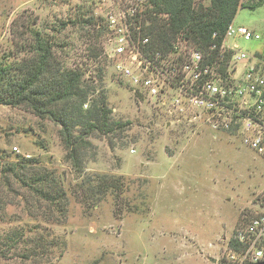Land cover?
I'll return each mask as SVG.
<instances>
[{"label": "rangeland", "instance_id": "1", "mask_svg": "<svg viewBox=\"0 0 264 264\" xmlns=\"http://www.w3.org/2000/svg\"><path fill=\"white\" fill-rule=\"evenodd\" d=\"M124 2L135 5L0 0V68L31 58L39 33L57 67L81 74L85 123L74 135L84 137L89 113L103 104L114 129L87 135L76 169L60 126L0 104V264H225L228 246L264 204V160L242 144L244 128L216 131L211 114L179 88L147 98L115 71L121 59L112 51L120 37L114 30L135 28L133 20L110 28L106 17L126 14ZM194 4L210 7L211 0ZM154 9L150 0L141 6L144 14ZM233 25L262 40L229 43L264 53V4L240 10ZM140 48L152 58L155 50Z\"/></svg>", "mask_w": 264, "mask_h": 264}, {"label": "built area", "instance_id": "2", "mask_svg": "<svg viewBox=\"0 0 264 264\" xmlns=\"http://www.w3.org/2000/svg\"><path fill=\"white\" fill-rule=\"evenodd\" d=\"M133 1L135 5L124 2L122 10L129 9L126 14L107 15L110 28H118L123 22L144 14L141 6L148 0ZM139 29L114 30L120 37L114 41L112 51L121 59L114 64L115 71L133 80L147 98H159L169 87L179 88L194 105L211 114L216 131L236 128L241 132L239 127L244 128L242 144L264 160V53L252 55L237 44L233 47L222 44L216 60L209 64L206 56L192 48L183 36L168 52L154 51L148 59L140 46L150 48L152 38L145 36L140 39V46H136L134 31L140 32ZM227 36L262 40L261 35L243 26L231 25ZM215 49L217 46L212 45L211 50ZM223 64L224 72L220 70ZM225 264H264V204L238 231L235 245L228 246Z\"/></svg>", "mask_w": 264, "mask_h": 264}, {"label": "trees", "instance_id": "3", "mask_svg": "<svg viewBox=\"0 0 264 264\" xmlns=\"http://www.w3.org/2000/svg\"><path fill=\"white\" fill-rule=\"evenodd\" d=\"M155 8L133 20L132 29L135 41L150 36L152 50L168 52L171 42L184 34V38L192 42L212 64L218 55V49L223 44L227 30L232 25L239 9L254 10L260 5L245 7L242 0H211V6H195V0H150ZM263 2V0H262ZM158 15H166L167 18ZM143 17V22L140 18ZM147 21L151 22L147 26ZM93 24V23H92ZM215 35V37H214ZM35 45L31 58L19 64L16 68H0V104L26 108L41 119H49L60 126V136L68 152V159L73 167L81 169L80 150L88 145L87 135L99 131L104 133L114 131L110 127L107 106L90 114L84 137H76L74 130L77 123H85L82 107L87 102V93L82 89L81 74L71 69L59 68L55 65L53 47L48 40L35 34ZM216 45L217 49L211 50ZM16 71V74L12 72ZM87 118V117H86ZM122 127V125H121ZM42 180V179H41ZM46 200H54L50 193H44ZM61 197L58 191V196Z\"/></svg>", "mask_w": 264, "mask_h": 264}, {"label": "crops", "instance_id": "4", "mask_svg": "<svg viewBox=\"0 0 264 264\" xmlns=\"http://www.w3.org/2000/svg\"><path fill=\"white\" fill-rule=\"evenodd\" d=\"M244 1H245V0H242V3H244ZM263 4H264V0H263ZM263 4H262V5H263ZM262 5H261V6H262ZM242 9H244V8L239 9L238 13H239L240 10H242ZM254 10H255V9H254ZM237 15H238V14H237ZM237 15H236V17H237ZM236 17H235V18H236ZM234 20H235V19H234ZM233 24H234V21H233L232 25H233ZM233 26H234V25H233ZM248 29H249V28H248ZM230 38H233V37H231V36H227V37L225 38L224 43H223L225 47H233L235 44H237V45L240 47V45H239L237 42L229 43V39H230Z\"/></svg>", "mask_w": 264, "mask_h": 264}, {"label": "water", "instance_id": "5", "mask_svg": "<svg viewBox=\"0 0 264 264\" xmlns=\"http://www.w3.org/2000/svg\"><path fill=\"white\" fill-rule=\"evenodd\" d=\"M211 262L213 263H216V260L215 259H210Z\"/></svg>", "mask_w": 264, "mask_h": 264}]
</instances>
